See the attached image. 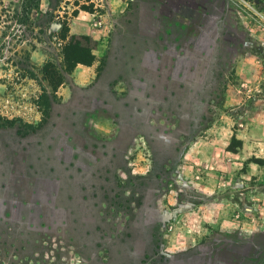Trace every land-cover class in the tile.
<instances>
[{
    "label": "rangeland",
    "instance_id": "rangeland-1",
    "mask_svg": "<svg viewBox=\"0 0 264 264\" xmlns=\"http://www.w3.org/2000/svg\"><path fill=\"white\" fill-rule=\"evenodd\" d=\"M255 4L253 35L221 32L229 44L198 80L135 92L112 84L110 0H0V264H172L175 230L218 232L209 198L264 208ZM77 45L83 62L70 66ZM92 63L89 79L75 78Z\"/></svg>",
    "mask_w": 264,
    "mask_h": 264
},
{
    "label": "crops",
    "instance_id": "crops-1",
    "mask_svg": "<svg viewBox=\"0 0 264 264\" xmlns=\"http://www.w3.org/2000/svg\"><path fill=\"white\" fill-rule=\"evenodd\" d=\"M256 2L258 0H110L118 17L113 38L116 81L112 84L118 89L134 85L135 92H144L147 89L140 91L139 86L184 85L185 78L191 76L198 80L201 62L215 60L219 44H229L221 40L223 34L241 29L243 37L253 35L252 29L256 28L258 20L250 11L255 15L263 14ZM253 39L257 40V36ZM102 43H98V55L105 45ZM93 72V63L79 64L75 78L89 79ZM149 91L160 92L153 88ZM105 118L103 115L102 119ZM209 200L208 221L218 226V232H205L201 223L191 232L175 230L166 243L177 246L182 255L170 263L264 264V208L253 211L247 207L248 198L238 200L245 204L238 208L233 207L237 203L235 198L226 199L227 206L221 209L216 207L218 198ZM202 210L201 205L197 213L201 222L205 216Z\"/></svg>",
    "mask_w": 264,
    "mask_h": 264
},
{
    "label": "trees",
    "instance_id": "trees-1",
    "mask_svg": "<svg viewBox=\"0 0 264 264\" xmlns=\"http://www.w3.org/2000/svg\"><path fill=\"white\" fill-rule=\"evenodd\" d=\"M86 6H84V9H87V8H85ZM65 32H67V28H65ZM74 37V35L73 36H70V37H68L67 36V33H64L63 35H61V39L62 40H65L66 38L69 40L70 38H73ZM79 38H81V39H87V36H81V37H79ZM65 48H66V46H64V53H65ZM81 49H82V47H80V45H77V46H75L74 47V53H73V56H74V58L72 59V61H73V64H70V66H74V64H76V63H78V62H83V56H80V54L78 53L79 51H81ZM77 50V51H76ZM91 55H93V54H91ZM90 64V63H89Z\"/></svg>",
    "mask_w": 264,
    "mask_h": 264
}]
</instances>
